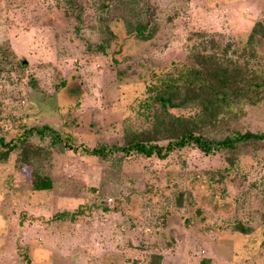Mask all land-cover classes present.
Listing matches in <instances>:
<instances>
[{
  "label": "rangeland",
  "instance_id": "374dc122",
  "mask_svg": "<svg viewBox=\"0 0 264 264\" xmlns=\"http://www.w3.org/2000/svg\"><path fill=\"white\" fill-rule=\"evenodd\" d=\"M77 2L66 15L55 0H0V140L12 146L0 150V264H264V143L231 161L194 147L164 160L85 153L147 126V88L192 54L209 70L248 58L264 73V0ZM147 19L142 39L133 30ZM42 126L71 147L16 140ZM212 128L263 132L264 100ZM33 172L51 189L33 190Z\"/></svg>",
  "mask_w": 264,
  "mask_h": 264
},
{
  "label": "trees",
  "instance_id": "16d2710c",
  "mask_svg": "<svg viewBox=\"0 0 264 264\" xmlns=\"http://www.w3.org/2000/svg\"><path fill=\"white\" fill-rule=\"evenodd\" d=\"M56 5L69 15L76 9L77 0H55ZM71 11V12H69ZM68 13V14H67ZM152 22L147 19L138 23L134 30L142 39L150 37ZM255 28L248 38L249 54H253ZM96 53L106 50L98 45ZM189 65H174L170 70L159 74L146 90V96L138 103L137 114L143 118L147 126L129 129V137L122 145H112L109 148H93L85 150L91 156L103 160L114 156H129L131 154L150 158L166 159L175 150L194 147L204 155L225 153L231 156L241 146L264 143V131L255 133L246 130H235L228 134L216 133L212 125L227 119H238L247 104L264 96V73L251 67L248 58L233 61L232 66H219L209 70L210 61L203 56H193ZM197 107L198 112L190 117L176 116L170 110L180 109L187 104ZM146 125V124H145ZM41 137L51 136L53 145L59 144L63 149L71 147L63 142L61 134L48 126L30 128L17 135V141L25 144L33 134ZM166 138L167 144L158 142ZM7 156L12 150L10 144L0 140V150ZM2 151V150H1ZM1 157V156H0ZM1 159V158H0ZM32 188L35 191H47L52 187L51 181L33 172ZM76 214V213H75ZM74 214V215H75ZM73 214L61 213L57 217H75Z\"/></svg>",
  "mask_w": 264,
  "mask_h": 264
}]
</instances>
